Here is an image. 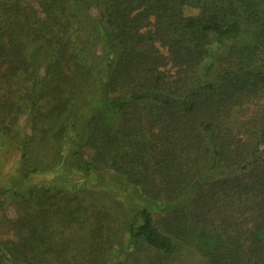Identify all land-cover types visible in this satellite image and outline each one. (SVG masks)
<instances>
[{
    "label": "trees",
    "instance_id": "16d2710c",
    "mask_svg": "<svg viewBox=\"0 0 264 264\" xmlns=\"http://www.w3.org/2000/svg\"><path fill=\"white\" fill-rule=\"evenodd\" d=\"M255 98L264 0H0V135L23 178L55 169L71 139L72 169L132 186L146 204L126 230L134 264L184 247L264 264V114L250 135L229 116ZM20 116L28 133L11 129ZM77 195L15 194L29 211L0 264H107L100 215L90 241L55 246L84 225Z\"/></svg>",
    "mask_w": 264,
    "mask_h": 264
},
{
    "label": "rangeland",
    "instance_id": "374dc122",
    "mask_svg": "<svg viewBox=\"0 0 264 264\" xmlns=\"http://www.w3.org/2000/svg\"><path fill=\"white\" fill-rule=\"evenodd\" d=\"M183 13L185 16H196L199 11L185 6ZM263 114L264 99L255 98L245 103L242 108L234 110L229 116H232V121L234 120L237 126H242L243 129L240 130L241 132L243 130L244 135H250L253 131L251 121L256 120L255 122L259 123ZM29 122L28 116H20L18 123L11 125V129L13 132L16 130L19 134L28 133ZM241 132L237 134L236 138L241 136ZM18 146L15 141H9L0 135V243L17 240L18 231L14 224L17 220L24 219L25 212L29 211L28 208L23 210L22 207L17 208L15 194H23L34 187H42L52 192L72 190L79 193L76 197L77 203L86 208L80 215L84 225L73 226L70 228L71 232L65 231V235H68L67 232L71 233L69 238L60 237L59 240L56 237L55 246L58 248L61 244L68 242H83L85 238L88 240L91 231H94L95 228L96 222L93 219L100 215L102 229L98 235L101 238L97 242H101L106 248L103 257L107 260V264L125 262L134 264L136 257H134L133 248L129 244L126 230L133 221L135 224L139 223V219L135 215L146 206L134 188L103 170L83 174L72 169L68 160L74 149L71 139L64 144L61 162L55 169L23 178L20 173ZM88 218L89 221H87ZM59 229L57 228L56 231ZM141 252L148 258L153 257L145 250H141ZM129 254H133V256L130 257ZM48 258L50 259L51 256ZM153 260H150L153 264H205L204 259L193 247H184L177 255L169 258ZM58 262L64 264L62 258L61 261L58 259Z\"/></svg>",
    "mask_w": 264,
    "mask_h": 264
}]
</instances>
